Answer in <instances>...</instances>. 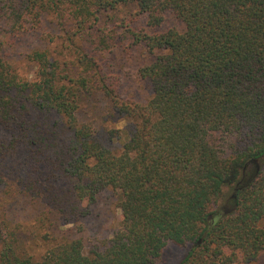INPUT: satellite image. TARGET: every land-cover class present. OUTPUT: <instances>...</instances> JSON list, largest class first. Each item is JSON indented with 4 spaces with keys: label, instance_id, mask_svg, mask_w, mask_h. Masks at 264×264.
I'll return each mask as SVG.
<instances>
[{
    "label": "trees",
    "instance_id": "obj_1",
    "mask_svg": "<svg viewBox=\"0 0 264 264\" xmlns=\"http://www.w3.org/2000/svg\"><path fill=\"white\" fill-rule=\"evenodd\" d=\"M118 8L128 17L104 32ZM166 15L181 29L161 30ZM116 32L156 53L138 70L145 104L120 101L99 68L95 52ZM28 33L56 37L71 60L25 52L34 70L21 80L2 47ZM95 95L130 124L107 132L115 151L79 119ZM0 129V168L24 148L28 172L9 187L39 200L42 225L84 218L106 188L121 197L109 239L84 252L66 238L36 260L0 203V264H158L167 243L186 249L177 264H253L264 252V0H0ZM226 191L230 212L216 207Z\"/></svg>",
    "mask_w": 264,
    "mask_h": 264
},
{
    "label": "rangeland",
    "instance_id": "obj_2",
    "mask_svg": "<svg viewBox=\"0 0 264 264\" xmlns=\"http://www.w3.org/2000/svg\"><path fill=\"white\" fill-rule=\"evenodd\" d=\"M128 12L127 8H118L109 14V21L102 20L104 32L117 25L118 19L127 18ZM42 26L46 32H50L52 35L57 32L48 24ZM168 28L180 30L181 25L166 15L161 30ZM115 37L107 49L95 52L99 68L106 80L113 83L115 95L120 101L133 102L138 105L145 104L152 93L148 82L138 75V70L150 63L156 53H148L144 47L139 44L135 45L120 32H116ZM59 43L60 41L56 37L50 40L49 37L42 36L40 33H28L15 39L14 43L8 40L2 47V55L4 54L5 60L21 80H29L34 68L26 60L25 52L46 50L52 59L60 62L71 60L67 49L60 51L63 46H60ZM79 119L91 121L97 131L98 138L113 151L118 149L121 140H109L107 132L110 130L127 132L130 129V124L110 113L108 101L98 95L83 103ZM118 133L119 131L113 134L121 137L122 135ZM3 136L5 133L0 129L1 140H4ZM24 155V148L17 145L16 152L9 154L8 159L5 160L6 168H0L5 176L3 182L0 183V203L5 207V215L11 221V226H16L18 246L22 253L36 260L52 246L66 238L69 240L79 239L83 251L86 252L93 243L106 241L118 229L120 222L118 203L121 197L120 193L112 188H106L95 196L94 202L89 206L88 213L84 218L66 225H61L59 222L52 223L50 226L42 225L40 218L45 211L39 200L14 187H9L11 180L20 176L24 177L28 172L22 164ZM9 169H12V173H9ZM218 202L216 207L224 212H230L233 209L228 191L223 193ZM261 225L264 228V217ZM185 251V248L167 243L158 264H177ZM253 264H264V252L258 255Z\"/></svg>",
    "mask_w": 264,
    "mask_h": 264
},
{
    "label": "water",
    "instance_id": "obj_3",
    "mask_svg": "<svg viewBox=\"0 0 264 264\" xmlns=\"http://www.w3.org/2000/svg\"><path fill=\"white\" fill-rule=\"evenodd\" d=\"M232 197H233V196L231 195L230 199H232Z\"/></svg>",
    "mask_w": 264,
    "mask_h": 264
}]
</instances>
